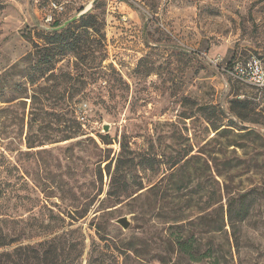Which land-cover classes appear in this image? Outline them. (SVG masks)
Segmentation results:
<instances>
[{"label": "rangeland", "instance_id": "1", "mask_svg": "<svg viewBox=\"0 0 264 264\" xmlns=\"http://www.w3.org/2000/svg\"><path fill=\"white\" fill-rule=\"evenodd\" d=\"M251 54L264 0H0V264H264V89L224 70Z\"/></svg>", "mask_w": 264, "mask_h": 264}, {"label": "trees", "instance_id": "2", "mask_svg": "<svg viewBox=\"0 0 264 264\" xmlns=\"http://www.w3.org/2000/svg\"><path fill=\"white\" fill-rule=\"evenodd\" d=\"M92 17H86V21L84 16H81L80 19L83 21L81 24L82 27L91 28L92 22H89V19ZM68 22L64 27L59 28V30H52L53 32L46 33L42 37L43 43L41 45L34 43L33 47L36 49L34 53L39 56V69L42 71L51 70L49 68L52 61L55 60L56 55H60L65 51H70L73 54L79 53L83 49V42H80L79 36L76 34L73 36V33H68L70 31V27L72 26ZM55 26H58V23H55ZM92 40V39H91ZM94 40V39H93ZM0 228V247L4 244H7L9 241L7 239V235L1 231ZM175 243L179 246L180 252L188 257L189 260L198 261L201 257L197 255V251L193 249L194 245L192 243H188V240L176 239Z\"/></svg>", "mask_w": 264, "mask_h": 264}, {"label": "built area", "instance_id": "3", "mask_svg": "<svg viewBox=\"0 0 264 264\" xmlns=\"http://www.w3.org/2000/svg\"><path fill=\"white\" fill-rule=\"evenodd\" d=\"M224 70L232 78L264 89V57L251 54L248 58L232 61Z\"/></svg>", "mask_w": 264, "mask_h": 264}, {"label": "water", "instance_id": "4", "mask_svg": "<svg viewBox=\"0 0 264 264\" xmlns=\"http://www.w3.org/2000/svg\"><path fill=\"white\" fill-rule=\"evenodd\" d=\"M116 221L123 229H126L129 225V220L126 216L119 217Z\"/></svg>", "mask_w": 264, "mask_h": 264}]
</instances>
